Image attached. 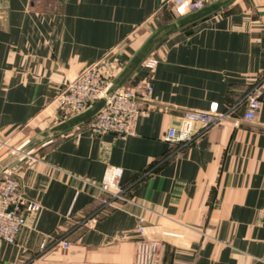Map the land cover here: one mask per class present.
Masks as SVG:
<instances>
[{"label": "crops", "instance_id": "obj_1", "mask_svg": "<svg viewBox=\"0 0 264 264\" xmlns=\"http://www.w3.org/2000/svg\"><path fill=\"white\" fill-rule=\"evenodd\" d=\"M183 16L169 0H0V163L68 120L57 102L67 83L105 57L114 81ZM148 56L156 68L143 61L122 86L153 87L134 136H95L93 117L15 166L41 209L14 244L0 240V264H133L140 221L160 243L157 264H264V0H232ZM259 83L249 122L245 97ZM213 106L227 120L183 148L165 141L185 111ZM111 167L123 169V199L102 189ZM44 239L70 247L41 250Z\"/></svg>", "mask_w": 264, "mask_h": 264}, {"label": "built area", "instance_id": "obj_2", "mask_svg": "<svg viewBox=\"0 0 264 264\" xmlns=\"http://www.w3.org/2000/svg\"><path fill=\"white\" fill-rule=\"evenodd\" d=\"M169 1L179 14L187 15L217 0ZM157 64L158 61L150 56L144 60V66L149 71H153ZM111 69L112 64L105 57L67 83L57 99L61 117L70 119L77 116L102 98L113 82L110 77ZM152 91L150 80L144 83L143 90L138 94L129 89L119 90L88 122L87 129L95 136L114 134L122 139L134 136L139 117L144 113L143 103ZM262 96V83L256 84L246 95L247 110L244 114L246 121L252 122L256 119L262 107ZM228 117L229 112H219L217 106L211 107L208 111H185L181 115L178 125L169 128L164 139L168 143L179 146V149L183 148L193 142L197 136L223 123ZM30 156L32 154L24 157L20 162ZM15 166L0 177V240L9 244H14L26 227V214L37 213L41 209L39 202H30L26 198L19 175L14 169ZM123 173L122 168L111 167L102 183V189L109 193L114 200L124 198L125 190L121 185ZM112 202L109 201L108 204L112 205ZM86 224L89 227L94 226L95 219H88ZM138 231L139 237L135 241L133 264H157L159 241L149 236L147 227L142 221L139 223ZM49 246H56L65 252L69 249L70 242L54 240L49 243L44 239L41 250H46Z\"/></svg>", "mask_w": 264, "mask_h": 264}, {"label": "water", "instance_id": "obj_3", "mask_svg": "<svg viewBox=\"0 0 264 264\" xmlns=\"http://www.w3.org/2000/svg\"><path fill=\"white\" fill-rule=\"evenodd\" d=\"M231 1L232 0H217L207 5L206 7L190 14H187L181 19L170 23L158 30L145 44V46L133 59V61L118 74L109 89L106 91L105 95L100 98L97 102H95V104H93L90 108H88L81 114H78L77 116H74L62 122L61 124L53 127L52 129H50V131L42 133L39 136L34 137L33 139H29L23 144H21L19 147L14 148L12 153L3 162L0 163V177L6 171L17 165L24 157L31 155L35 151V149L43 143L95 117L99 113V111L106 105L107 101L114 95H116L119 90L122 89L125 80L130 76L133 70L148 57L151 49L159 40H161L166 35L185 27L213 13L214 11L221 9Z\"/></svg>", "mask_w": 264, "mask_h": 264}, {"label": "rangeland", "instance_id": "obj_4", "mask_svg": "<svg viewBox=\"0 0 264 264\" xmlns=\"http://www.w3.org/2000/svg\"><path fill=\"white\" fill-rule=\"evenodd\" d=\"M61 120H63L62 117H61ZM11 148H14V146H13L12 144H11L10 146H8V148H6V153H5L6 155L9 154V153L11 152V151L9 150V149H11ZM4 150H5V149H4ZM5 154H4V155H5Z\"/></svg>", "mask_w": 264, "mask_h": 264}]
</instances>
